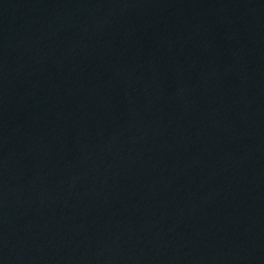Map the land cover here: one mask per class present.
Listing matches in <instances>:
<instances>
[{
    "label": "water",
    "instance_id": "1",
    "mask_svg": "<svg viewBox=\"0 0 264 264\" xmlns=\"http://www.w3.org/2000/svg\"><path fill=\"white\" fill-rule=\"evenodd\" d=\"M0 264H264V0H0Z\"/></svg>",
    "mask_w": 264,
    "mask_h": 264
}]
</instances>
